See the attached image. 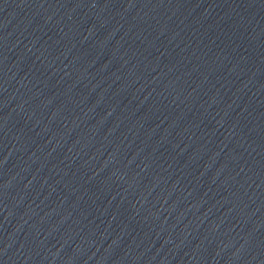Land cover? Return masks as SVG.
<instances>
[{"label": "water", "instance_id": "obj_1", "mask_svg": "<svg viewBox=\"0 0 264 264\" xmlns=\"http://www.w3.org/2000/svg\"><path fill=\"white\" fill-rule=\"evenodd\" d=\"M264 51V0H188Z\"/></svg>", "mask_w": 264, "mask_h": 264}]
</instances>
